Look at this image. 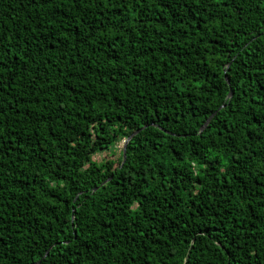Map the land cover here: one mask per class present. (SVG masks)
<instances>
[{
  "label": "trees",
  "instance_id": "16d2710c",
  "mask_svg": "<svg viewBox=\"0 0 264 264\" xmlns=\"http://www.w3.org/2000/svg\"><path fill=\"white\" fill-rule=\"evenodd\" d=\"M37 262L264 264V0H0V264Z\"/></svg>",
  "mask_w": 264,
  "mask_h": 264
},
{
  "label": "rangeland",
  "instance_id": "374dc122",
  "mask_svg": "<svg viewBox=\"0 0 264 264\" xmlns=\"http://www.w3.org/2000/svg\"><path fill=\"white\" fill-rule=\"evenodd\" d=\"M123 143L124 141L120 143H116L115 145L112 146L110 150L98 152L93 157V160H95L96 162L112 161L114 166H116L120 159V152H121Z\"/></svg>",
  "mask_w": 264,
  "mask_h": 264
},
{
  "label": "water",
  "instance_id": "95a60500",
  "mask_svg": "<svg viewBox=\"0 0 264 264\" xmlns=\"http://www.w3.org/2000/svg\"><path fill=\"white\" fill-rule=\"evenodd\" d=\"M225 81L228 83V80H227L226 77H225ZM230 97H231V92L228 93L227 98H230ZM213 115H214V114H211V115L208 117V119L206 120V122L204 123V125L201 127V129H203L204 126L207 125V123L211 120V118L213 117ZM145 127H146V125L143 126V127L140 128V129L136 130L135 132H133V133H132V134H131V135H130L125 141H124L123 146H122V149H123L122 157H123V159H124V157H125V151H126V145H127V142L130 140L131 137H133L134 135H136L141 129H143V128H145ZM96 189H97V187L93 188V191H95ZM73 233H74V236H75V231H73ZM48 251H49V250H47V251L45 252L43 258L48 254ZM38 263H39V262H37L36 264H38Z\"/></svg>",
  "mask_w": 264,
  "mask_h": 264
}]
</instances>
